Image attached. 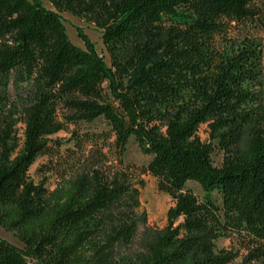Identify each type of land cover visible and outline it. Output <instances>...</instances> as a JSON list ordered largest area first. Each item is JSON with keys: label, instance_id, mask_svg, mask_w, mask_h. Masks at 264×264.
Here are the masks:
<instances>
[{"label": "trees", "instance_id": "obj_1", "mask_svg": "<svg viewBox=\"0 0 264 264\" xmlns=\"http://www.w3.org/2000/svg\"><path fill=\"white\" fill-rule=\"evenodd\" d=\"M47 1L0 0V224L23 242L0 237V264H106L92 238L134 235L143 174L173 204L137 264H264L261 0ZM63 12L101 30L109 63ZM41 155L52 189L28 175Z\"/></svg>", "mask_w": 264, "mask_h": 264}, {"label": "rangeland", "instance_id": "obj_2", "mask_svg": "<svg viewBox=\"0 0 264 264\" xmlns=\"http://www.w3.org/2000/svg\"><path fill=\"white\" fill-rule=\"evenodd\" d=\"M41 1L45 6L51 7L47 0ZM259 6L263 10L262 20L264 21V0L259 1ZM61 16L70 42L74 45L84 47L83 41L78 36V28H80L88 39L94 43L97 53L103 56L105 61L109 63V56L101 40L102 33L99 28L94 26L93 23H87L67 12L61 13ZM258 35L261 37L264 52V27L259 31ZM9 94L12 98H15L16 92L12 86L9 87ZM71 128L72 126L69 127V129ZM197 131L199 139L203 141L209 140L206 124H200ZM51 137L62 142L61 150L72 144L69 140L71 134L68 131H59L51 135ZM126 148L124 160L127 163L135 167L147 164L146 162L149 157L142 153L132 140L127 142ZM222 156V150L216 146L211 155L215 166L222 163ZM47 159L48 155L38 156L32 165H30L28 175L31 181L35 183L43 182L45 183V187L52 189L56 185V176L52 172L45 170L44 164L47 162ZM138 178L143 180V185L138 187L140 194L139 206L133 211L134 225L136 226L134 235L129 240L120 241L114 240L111 236H107L105 231L99 232L92 238V241L95 242L96 250L95 253H92L93 250H89L88 254L91 260L97 259L98 262L106 264H137L146 256L148 244L155 240L157 233L166 225L167 211L173 204V199L166 193L158 190L156 180L150 175L143 174ZM187 186L194 192L200 194L194 182H187ZM0 237L19 248H23V242L20 240L18 234L14 231H8L1 224ZM231 244L230 239L220 237L215 241V249L218 250V248L222 247L229 248Z\"/></svg>", "mask_w": 264, "mask_h": 264}]
</instances>
